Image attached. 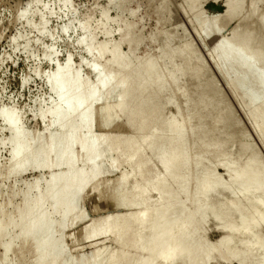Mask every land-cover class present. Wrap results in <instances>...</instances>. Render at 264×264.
I'll return each mask as SVG.
<instances>
[{
	"label": "rangeland",
	"instance_id": "1",
	"mask_svg": "<svg viewBox=\"0 0 264 264\" xmlns=\"http://www.w3.org/2000/svg\"><path fill=\"white\" fill-rule=\"evenodd\" d=\"M227 1L0 0V114L4 110L14 112L19 126L25 133L35 138L42 136L41 141H47V138H50L47 128L51 126L52 121L47 112L57 101V95L51 91L47 77L55 72L57 67L63 68L69 64L73 72L79 73L82 79L92 84L97 83L98 71L93 66H97L99 68L97 70H104L112 54L107 52L104 57H100L96 51L89 52L88 48L89 45L97 48L102 43H108L109 49L113 47L118 53L126 54L127 59L129 61L131 59L132 67L142 68L146 64H153L156 72L152 78L147 77L144 72L142 74L143 84L149 79L151 81L147 84L143 96L159 110L152 126L156 124L157 127V123L170 121L182 122L192 115L191 123L186 126L189 148L185 153L186 157L191 159L188 171L190 178L186 195H181V199L187 200L184 209L190 210L198 198V183L202 174L212 176L213 181L212 178H216L213 175L219 173L218 176L223 175L220 176L223 181L227 180L226 173L231 172L233 167L241 172L243 166L249 164L252 154L259 158L256 172H264V137L258 135V124L250 116L256 105L249 103L247 97L253 91L237 85L239 81L233 74L230 76L227 70V73L225 70L222 72L215 61L217 43L229 37L236 28L240 30L243 19L250 18V25L246 27L264 41V29L259 22L261 14L264 15V0H236L242 3L240 4L242 8L244 6L241 14L234 19L224 20L222 18L228 11ZM252 6L256 9L254 17L252 11L250 12ZM242 16L245 18L241 19ZM218 17L221 18L218 20L219 34L216 37H206L204 32L206 21ZM85 23L88 24L87 30L84 29ZM90 35L94 36L93 41L88 38ZM113 68L116 69L115 66ZM233 80L236 85L233 84ZM233 85L240 89L235 90L236 87ZM116 95L108 100L110 104L116 103ZM100 107L98 105L95 109L99 110ZM120 117V115L114 117V127L109 129L112 136L117 134L125 137L133 131V128L122 127L125 120ZM152 126L150 128L154 129ZM50 129L55 130L52 126ZM9 132L4 119L0 116V221L7 215L12 218V224L5 231V234L9 232V235L6 234L7 236L2 239L4 243L1 240L0 264L3 261L7 264H22L24 261L31 264L35 260L31 248L28 251L27 247V252L26 247H21L20 241H17L5 257L4 244L10 241L11 235L16 233L14 230L22 223L19 214L27 187L39 178L48 182L53 175L60 171L66 172L67 168L65 166L61 169L32 168L25 172L10 174L12 143L9 141L11 137ZM74 152L80 153V148L77 147ZM50 159H56L55 153L50 155ZM221 162H227L225 170L219 168ZM82 165L83 163H79L78 166ZM187 165V162L180 165L181 168L177 169L178 173H181L179 175L183 176ZM151 166L156 175L163 172L157 158L152 159ZM130 171H132L130 165H123L120 172L107 177L108 181L117 179L121 172ZM138 180L139 177H136V181ZM133 187L130 182L126 187V193H131ZM172 187L177 193L186 189V186ZM90 189L85 191L79 209V213L85 211L83 213L87 219L84 221L85 224L83 222L72 226L69 224L65 231H59L61 217L51 207L49 208V215L54 221L51 234L56 237V241H64L65 256L70 260L87 258L100 249L107 252L120 249V246L110 238L104 240L100 238L98 241L84 239L85 225L98 219L124 214L125 211L123 208L118 211L104 194ZM32 194L36 195L37 191L33 190ZM229 197L230 195L224 192L216 197L211 202L213 210L222 209L225 199ZM150 199L153 202L157 200V196L150 195ZM8 203L12 204L5 208ZM207 215L205 222L194 220L189 230H186L195 233L189 236L188 240L191 241L185 246L191 249L200 244L196 247L198 252L195 257L189 263L182 258L173 264H240L238 261L230 263L219 260L226 251L227 243L217 248L213 258L203 257L210 246L225 236V232L216 226L212 212ZM176 217L177 215L172 214L161 225L170 226ZM71 221L68 223H72ZM129 221L125 227L129 225ZM259 233L264 238V225L259 229ZM156 239L157 237L146 238L143 246L146 248ZM163 246L161 242L158 251ZM146 256L147 254L142 253L137 259ZM263 257L264 252L259 251L247 264H260ZM129 263L130 259L122 262Z\"/></svg>",
	"mask_w": 264,
	"mask_h": 264
},
{
	"label": "bare ground",
	"instance_id": "2",
	"mask_svg": "<svg viewBox=\"0 0 264 264\" xmlns=\"http://www.w3.org/2000/svg\"><path fill=\"white\" fill-rule=\"evenodd\" d=\"M238 2L227 1L228 11L222 19L231 20L241 14L244 6L242 8V3ZM251 11L253 16L256 9L252 6ZM243 16L241 19L245 18ZM219 19L221 18L208 19L206 25L202 23L206 37H216L219 34ZM242 21L240 30L236 28L229 37L222 38L217 43L215 61L222 72L225 70L226 73L230 72V76L233 74L239 81L237 85L253 91L247 96L248 102L256 105L250 116L258 124V135L264 137V41L246 27L250 25V18ZM259 22L264 29V15L261 14ZM84 29H88L87 23L84 24ZM88 38L92 41L95 39L92 35ZM110 48L108 43H102L97 48L89 45L88 51H96L100 57L107 52L112 54L104 70H97L98 67L93 66L98 71V81L95 84L82 79L79 73L73 72L69 64L63 68L57 67L55 72L48 75L49 86L57 95V101L47 112L52 119L51 126L55 129L51 130V126L47 128L50 133L47 141H41L42 136L35 138L25 133L14 112H1L0 116L11 132L10 174L32 168H67L66 172L60 171L53 175L48 182L39 178L27 187L19 214L22 223L16 227V233L11 235L10 241L4 244L5 257L12 250L13 244L20 241L21 247H26L25 250L28 247V251L31 248L35 254V260L31 264H122L125 259H130L129 264H173L182 258L189 263L197 254L196 247L200 244L187 248L185 245L191 241L188 240L189 236H193L195 232L186 230H189L194 220L205 222L207 214L212 212L216 226L225 232V236L210 246L203 257L213 258L217 248L227 243L226 251L219 260L247 264L255 253L264 252V238L259 233L264 225V172H256L259 158L252 154L249 164H245L241 172L233 167L231 172L226 173L228 179L224 181L221 179L223 175L218 176L219 173L213 175L216 177L212 178L213 181L212 176L202 174L198 183V198L192 209L185 210L187 200L181 199V195L185 196L187 192L191 161L185 155L189 148L186 126L192 115L182 122L170 121L157 123V127L156 124L152 126L159 110L143 96L151 81L149 79L143 84L142 74L144 72L147 77L152 78L156 72L155 66L146 64L142 68L132 67L131 59L129 61L126 54ZM237 88L238 86L234 89ZM115 94L117 101L110 104L108 100ZM98 105L101 106L99 110L95 109ZM116 115L124 118L125 124L122 127L133 128L130 135L120 137L109 134V129L114 127ZM77 147L80 148L78 154L74 152ZM52 153L56 155L55 160L50 159ZM153 158L160 161L163 170L161 174L154 173L151 166ZM183 162L188 165L182 176L177 169L181 168ZM79 163L83 165L78 166ZM123 165H130L132 171L121 172L117 179L108 181L107 177L120 172ZM220 165L219 168L225 170L227 162H221ZM136 177H139L138 181ZM130 182L134 186L133 190L126 193ZM173 185L186 186L185 193L172 190ZM88 188L104 194L118 211L120 208L125 211L124 214H112V217L85 225L84 239L98 241L100 238H110L120 249L110 252L100 249L87 258L70 260L65 256L64 241H56V237L51 234L54 221L49 215V208L61 217L59 231H65L69 224H85V211L79 213V209ZM33 190L37 191L36 195L32 194ZM223 192L230 197L225 199L222 209L213 210L211 202ZM153 194L157 196V200L152 202L150 195ZM11 204H6L5 208ZM173 208L175 209L172 210ZM172 214L177 215L176 219L170 226L163 227L162 222ZM69 220L72 223H68ZM128 221L129 225L125 227ZM11 224L12 218L9 215L0 221V241L9 235L5 231ZM148 237L157 239L145 248L143 242ZM161 242L164 246L158 251ZM142 253L147 256L137 259ZM2 264L7 262L3 261ZM22 264L27 263L24 261ZM260 264H264V257Z\"/></svg>",
	"mask_w": 264,
	"mask_h": 264
}]
</instances>
